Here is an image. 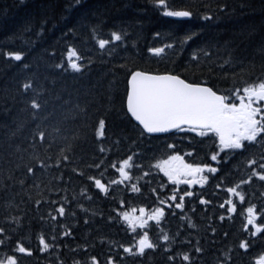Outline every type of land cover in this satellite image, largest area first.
Listing matches in <instances>:
<instances>
[{
  "label": "trees",
  "instance_id": "trees-1",
  "mask_svg": "<svg viewBox=\"0 0 264 264\" xmlns=\"http://www.w3.org/2000/svg\"><path fill=\"white\" fill-rule=\"evenodd\" d=\"M166 2L171 10L188 9L194 14L191 18L166 16L153 0H80L78 5L76 0H0V227L5 228L0 239H5L6 244L0 248V254L5 251L11 254L15 242L20 240L33 253L21 256V264H59L60 261L73 264L93 255L104 264L110 248L115 251L120 244L134 246L138 237L127 231L122 222L110 221L108 217L117 215L115 210L121 198L127 203L120 211L141 206L150 211L158 206L149 187L157 188L161 199L171 195L176 186L158 169L149 167L173 153L168 144L175 145V152L186 163H215L219 171L215 174L205 171L209 177L206 186L180 185L181 194L194 193V197L185 198L184 210L169 211L165 205L166 215L159 225L149 222L152 225L149 235L160 247L146 250L142 256L125 254L121 264H168L167 257L173 252L189 251L194 246L203 249L199 255L194 250L191 252L194 264H217L221 253L229 249L232 264H252L264 251V236L257 234L252 239L250 232L243 229L245 207L231 219L220 221L219 217L226 218L227 212L219 207L225 203L224 191L216 187L247 180L251 169L246 167V160L259 159L262 149L258 144L245 150H226L227 157L222 152L221 163L217 164L210 160L211 154L218 151L212 134L199 137L195 133L185 136L177 132L156 139L141 138L140 130L125 114L128 79L131 71L137 69L171 72L190 82L207 81L220 90L233 85L242 87L243 81L264 76V0ZM204 16L211 18L206 20ZM93 25L97 26L95 34L91 33ZM69 29L73 32L69 33ZM112 31H121L122 41L112 42ZM190 33L196 35L186 41ZM98 39L110 43L100 49ZM69 46L80 54V62L85 65L81 72L67 66ZM156 47L164 51L159 55L148 51ZM15 51L23 53L21 61L4 55ZM205 51L209 53L207 58ZM194 53L199 57L195 63ZM229 57L230 63L225 64ZM58 64L64 67H56ZM29 79L40 92V100L48 102L46 112L41 115L52 113L45 129L49 133L45 144H38L35 149L27 137L35 127L28 101L36 92L32 89L25 92L21 87ZM77 104L85 111H79ZM101 118L106 121L104 137L97 139L95 129ZM21 124L23 127L17 130ZM57 125L60 136L67 140L52 132ZM13 131L15 136H11ZM117 140L119 144L115 143ZM49 143L51 146L45 151ZM66 144L71 145L65 152L70 163L36 171L35 176L26 175L25 165L35 164L30 154L38 152L42 159L51 156L50 163L54 164ZM17 145L20 151H16ZM101 146L105 149L103 155L99 151ZM193 148L194 154L188 155ZM133 152L142 153L136 157V163L143 165L142 171H151V184L143 187V195L125 193L124 185H119L105 196L87 181L89 175L101 178L100 172L88 167L101 159L105 161L100 170L104 172L103 182L117 178L111 164L116 162L119 166L118 162ZM80 171L84 172L83 176L79 175ZM139 175L141 171L133 170L131 183H136ZM61 176L62 181L58 179ZM21 178L23 185L19 183ZM36 183L39 188L34 186ZM140 184L143 186L144 180ZM161 184L165 186L163 189L159 188ZM241 191L246 194V202L256 205L258 212L264 209V182L254 177ZM200 196L210 203L200 204ZM37 199L42 201L39 206L35 203ZM61 203L65 206L63 217L55 210ZM239 206L242 208L243 204ZM51 216H56V220L52 221ZM257 223L264 224V220L259 218ZM212 228L216 229L215 234ZM161 229L169 236L179 233L171 244L172 252H165L169 245L158 239ZM69 231V235H62ZM41 233L50 244L55 236L54 243L59 247L41 252L38 241ZM6 236L12 239L7 240ZM241 239H249L251 244L246 253L238 248Z\"/></svg>",
  "mask_w": 264,
  "mask_h": 264
},
{
  "label": "snow or ice",
  "instance_id": "snow-or-ice-1",
  "mask_svg": "<svg viewBox=\"0 0 264 264\" xmlns=\"http://www.w3.org/2000/svg\"><path fill=\"white\" fill-rule=\"evenodd\" d=\"M154 5L163 9V14L169 17L191 18L193 12L188 9L171 10L166 0H153ZM80 0H76L78 5ZM210 16H204L203 19H210ZM46 22L41 24V32L43 31ZM96 25L91 27V33H96ZM73 32V29H69V33ZM40 33H37L39 35ZM196 33H190L185 37V40H191ZM110 39L112 42L122 41L123 35L121 31H112L110 33ZM98 46L100 49H104L106 45H109L110 41L106 39H98ZM171 47V45H168ZM148 51L155 55L161 54L164 49L160 47L149 48ZM6 57H11L16 61H21L23 53L20 51L5 52ZM204 56L207 58L209 53L204 52ZM79 52L72 46H69L66 53V62L68 68L75 72H81L85 65L80 62ZM193 62H197L199 57L196 53L192 57ZM231 61V57L224 63L228 64ZM28 65H25L27 68ZM58 68H63V64L56 65ZM223 67V65H221ZM25 92L32 89L36 92V95L28 101V108L31 113V118L35 122V127L27 137L29 144L33 149L36 146L44 145L49 135L46 132L48 127L47 121L52 113L48 112L45 115L41 113L46 112L47 101L40 100V92L33 88V81L29 79L21 86ZM227 93V94H225ZM79 111L84 112L85 108H81L79 104L75 106ZM130 119L138 122L140 128V137L143 138L145 134L154 133H168L170 130H176L188 136L189 133H195L199 137H207L212 134L217 143L218 151L211 154L210 160L221 163L220 154L225 153L227 157L228 151L245 150L246 147L258 144L262 149L259 159L255 157L246 160V167L251 169L247 180L241 179L233 186L226 189L229 197H236L241 203L246 199V194L238 189L242 186L250 183L253 178H258L259 181L264 182V76L257 77L254 80L243 81V86H235L226 90L214 89L213 86H209L207 81H193L189 82L186 79L181 78L180 75H174L171 72L153 73L150 71L134 70L131 71L130 78L128 79V89L126 98V113ZM67 119V117H65ZM105 119H99L98 126L95 129V135L97 139L104 137ZM23 125H19L18 129ZM52 132L60 136L61 129L57 125L52 128ZM16 131L11 133V136H15ZM61 140H67V137L60 136ZM245 142H248L246 145ZM119 144L120 141H115ZM137 143V141H133ZM189 143L191 141L189 140ZM51 144L49 143L45 147V151ZM167 147L173 150V154L168 156L165 160H158L154 165L149 166L163 172L168 181H171L174 187L170 196H165L161 199L160 193L157 188L149 187V192L154 196L158 206L148 210L144 206L137 208H130L129 210L120 211L121 208L126 206V201L121 198L118 201L117 209L115 210L117 215L115 217L109 216L110 221L116 220L126 225V230L133 233L138 237L134 246H125L123 244L118 245L117 250L113 251L109 249V253L106 256L104 264H121L127 255H144L146 250H155L160 245L154 242L150 235L149 230L152 225L150 221L156 222L157 225L165 218V205L169 211L173 209L184 210L185 198L194 197L193 191L178 190L181 183L188 185H205L208 182L209 177L204 175L205 171L210 174L218 173L219 169L213 167L211 164L204 163H186L181 155L175 152V145L168 144ZM71 149L70 144H66L65 147L60 149V155L56 158L55 163H50L52 157L49 156L46 159H42L38 152L30 154V159L35 161L34 165H25L26 175L35 176L36 171H42L44 169L59 167L61 163H70L69 156L65 154L66 151ZM228 150V151H226ZM16 151H20L19 145L16 146ZM103 155L105 149L101 146L99 149ZM111 149H109V152ZM195 148L192 149L188 155H193ZM142 155V153L133 152L121 159L117 163L113 162L111 168L118 173V177L115 179H109L107 183L103 182L104 172L100 171L104 168L105 161L101 159L99 162H94L88 165L90 168H94L100 172L101 178L95 176H87V181L93 184L95 189L103 193L105 196L109 195L110 189L114 186L124 185L123 191L125 193H134L137 195H143V187L149 186L151 180V171H142L143 165L136 163V157ZM224 162H227L226 160ZM19 167V165H17ZM141 171V175L136 177V183H131L132 171ZM106 171V169H105ZM80 176L84 175L83 171L79 172ZM11 178V177H9ZM61 181L63 177H59ZM144 180V185L140 184V181ZM127 182V183H126ZM21 185L24 184V178L19 181ZM130 185V187H129ZM39 188V183L34 185ZM165 186L159 185L160 189ZM220 188V185H216ZM84 191V190H82ZM115 198V197H114ZM52 204H56V201H49ZM200 204L207 205L210 201H207L200 196ZM36 205L39 206L42 201L37 199ZM227 205V207H226ZM82 207V206H81ZM221 209L226 208V212L229 216L236 211V204L232 199H228L225 203L219 205ZM57 215L63 217L65 215V206L60 204L55 209ZM137 211L139 215H136ZM194 211V209H193ZM246 221L243 224V229L246 232H250V238L254 239L257 234L264 236V224L257 223L258 217L264 220V209L257 211V206L250 204L246 209ZM175 214V213H173ZM14 222H18L17 218H12ZM43 219V218H42ZM52 221L56 220V216H51ZM181 219H187V217H181ZM220 221L225 219L224 215L219 217ZM87 223V220H85ZM189 225L192 221L188 219ZM251 226V228L249 227ZM139 229V231H137ZM216 229L212 228V233L215 234ZM5 228L0 227V236H4ZM69 232L62 233L67 236ZM179 233H177V236ZM225 237L227 233L224 234ZM177 236H169L163 229H161L159 240L164 241L169 246L164 250L165 252H172L171 244L176 241ZM7 240H11V236L5 237ZM53 244H50L45 235L41 233L38 237L40 251L43 252L51 247H59L55 245V236L51 237ZM191 243V241H186ZM6 247L5 239H0V248ZM251 244L249 239H241L238 244V248L245 253L249 251ZM122 249V252L120 251ZM202 254L203 249L199 246H194L189 251H176L172 255L167 257L168 264H194V260L191 252ZM32 249L25 247L24 243L20 240L15 242V246L11 249V254L5 251L0 254V264H21V256H31ZM59 264H63L62 261ZM73 264H101V261L97 256H90L84 261L75 260ZM217 264H232L231 249L221 253V258L217 259ZM252 264H264V251L260 252L252 261Z\"/></svg>",
  "mask_w": 264,
  "mask_h": 264
},
{
  "label": "water",
  "instance_id": "water-1",
  "mask_svg": "<svg viewBox=\"0 0 264 264\" xmlns=\"http://www.w3.org/2000/svg\"><path fill=\"white\" fill-rule=\"evenodd\" d=\"M138 123V122H137ZM171 131V130H170ZM154 134H158V133H154Z\"/></svg>",
  "mask_w": 264,
  "mask_h": 264
}]
</instances>
